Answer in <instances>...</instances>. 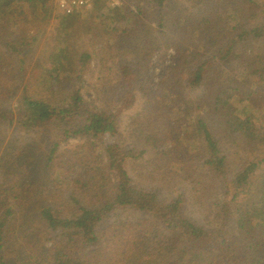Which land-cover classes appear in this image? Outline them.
<instances>
[{
    "label": "trees",
    "instance_id": "trees-1",
    "mask_svg": "<svg viewBox=\"0 0 264 264\" xmlns=\"http://www.w3.org/2000/svg\"><path fill=\"white\" fill-rule=\"evenodd\" d=\"M49 1L0 0V23H6L9 28L5 32L25 27L29 21L27 15H43L48 7L53 8ZM184 1L204 2L205 7L197 12L182 9L179 16H175L176 12L171 13L170 30L159 31V34L167 36L171 33L175 42L161 41L146 34L147 28L143 25L147 15L140 4L123 5L119 13L107 4L99 9L100 13L103 16L116 13L121 21L106 22L101 17L105 25L101 35L97 34L100 28H85L105 39L104 50L109 35L131 38L136 45L139 42L134 48L137 57L133 61L123 58L115 64L117 83H112L109 78L98 80L102 93L107 95V104L114 110L98 108L83 91L87 84L85 77L90 74L85 67L90 66L94 55L81 50L78 54L77 46L73 47L67 41L72 33L79 31L76 28L79 21L85 20L78 19L77 15L82 12L75 11L62 17L66 43L51 54L52 61L47 64L49 69L45 73L46 84L42 83L41 91L45 86L59 90L72 80L69 91L65 95L61 92L58 98L24 102L16 110H2L0 125L7 123L9 127L14 121L23 126L33 123L52 137V147L42 159L45 163L41 164V169L51 162L61 142L70 139L80 142L71 156H76L84 169L76 178L65 176L66 186L73 187L69 191L72 194L66 198L68 190L60 196V188L50 193L41 185L36 187L32 183L34 161L26 158H30L27 148L17 150L19 164L13 177L17 181L6 170L3 182H0V186L5 182L10 186L0 187V264H7L8 251L14 254L12 245L8 248L5 245L14 239L13 235L29 226V217L25 219V214L30 212L35 215L37 221L34 222L39 227L32 232L29 230L28 235L23 234L20 242L30 245L31 253L18 264H106L108 261L110 264H121V261L122 264H264V85H260L264 82V51H252L251 45L255 41L250 42L254 40L253 34L264 39V21H257L264 18V0ZM145 2H151L160 18L166 7L165 0ZM176 25L179 31L175 32L172 28ZM158 27H164L163 23ZM226 35H230L227 40ZM186 37L198 46H206L210 55L196 64L186 63V50L181 45ZM5 45L10 52H18L15 43ZM61 47L66 48V52L60 53ZM169 47L175 48V53L168 64L160 59L157 66H162L161 72L157 82H153L148 73L151 57L158 51L164 54ZM98 49V53H93L104 51ZM67 51L77 55L75 64L64 65ZM3 55L5 53L0 51V58ZM234 62L236 67L231 65ZM225 63L230 68L223 67ZM251 77H258L257 83L261 87L249 83ZM183 84L191 88L200 84L208 87L201 97L190 103L181 98L179 89ZM213 93L216 97L211 100ZM115 97L121 103L114 102ZM139 103L142 105L137 114L143 115L144 119L137 121L136 114L127 122L126 133L134 144L122 148L117 143L120 136L118 120ZM213 111L220 115L216 126L230 129L229 136L233 140H246L243 152L251 153V158L245 156L243 163L229 164L221 150V141L216 138L209 117L206 118L207 113ZM168 122L183 131L182 146L192 142L191 151L197 153L195 159H198L192 158L194 161L189 163H201L206 170H197L195 182L188 175L192 183L191 199L183 195L159 198L155 191L140 188L133 181L132 168L138 177H147L150 172L154 181L164 184L169 182V173L163 177L161 170L166 171L167 165L170 168L185 166L193 171V166L184 163V155L176 157L179 154L175 151L179 147L163 149L166 141L161 130ZM101 141L105 161L94 151L100 147L102 157ZM87 143L92 152H85ZM66 153L69 151L61 152ZM144 154L148 157L143 158ZM169 156L171 160L164 159ZM235 159L240 160L238 156ZM156 174L163 179H157ZM199 177L202 180L199 181ZM210 190H215L212 213L205 203L213 197ZM45 196H53V207L45 204ZM187 200L195 208L201 207L208 212L210 225L202 226L180 214ZM125 209L147 218L139 216L133 223L119 222L113 226L114 239H108L105 248L93 249L109 234L105 229L97 230L99 223L115 211L120 213ZM148 235H154V238L152 245H147L146 253L140 256L141 262L128 261L134 246ZM38 241L41 243L33 247ZM44 241L49 242L50 247H45ZM257 248L262 249L261 254H257L260 250ZM118 253L122 258L113 255Z\"/></svg>",
    "mask_w": 264,
    "mask_h": 264
},
{
    "label": "rangeland",
    "instance_id": "rangeland-1",
    "mask_svg": "<svg viewBox=\"0 0 264 264\" xmlns=\"http://www.w3.org/2000/svg\"><path fill=\"white\" fill-rule=\"evenodd\" d=\"M122 1V6L124 5L128 7H134L140 4L143 7V9L145 10L144 13L147 15V18L144 20L143 28H147L146 34L148 36L157 37L161 41H165L167 39L168 41L173 42H175V37L173 36V34L170 33L167 36H161L159 34V31H166L167 29L170 30L169 27L172 24L171 13L176 12L175 16H179L182 9H187L191 12H197L198 10H203L205 7V3H200L199 1L194 2L184 0H165L166 7L159 18L152 9L151 2L147 3L145 2L146 0ZM50 3L53 4V8L48 7L47 10L43 11V15L33 16L34 13L27 15L26 18L29 19V21L27 22L25 27L23 25L18 30H8L9 32L7 33L5 32V29H9L7 24L0 23V51L2 53H5V55L0 58V111L16 110L17 107H19V105L24 102L28 104L32 101L40 100L42 98H58L61 92L65 95L70 89L72 80L67 81L61 88H59V90H55V88H49L45 86L44 88H42L43 90L41 91L42 83L46 84L45 73L47 69H49L47 67V64L52 61L51 54L55 52V50L58 49L61 44L66 43L67 34L66 29L62 24V17L65 15H63V13L57 7H55L53 1H51ZM102 7L103 5L100 2H97L94 6H91L85 11L79 9L78 12L82 13H79L77 15L78 19L85 20L79 21V24L76 26V28H79V31L72 33L71 38H67V41H69V43H72L73 47L77 46L76 49L78 54L81 50L94 55L90 60V66L85 67L86 72L87 70L90 71V74L85 77L87 81V84H84L83 87L85 96H90V98L94 100V104L100 109H112L113 106H109L106 102L107 95L102 93V86L98 82V80L100 78H103L104 80H107V78H109V81H111L112 83H117L118 78L115 72V64L121 61L123 58L125 60L133 61L134 57H137L134 48L136 49V46L139 45V42L136 45L137 42H135V40L131 38H125L121 35H109V43L106 49L104 50L105 39L97 37V34L101 35V29L105 27L104 22H102V20L104 19L106 22L117 23L121 21V18L116 13L113 16H103L99 11V9ZM116 12L119 13V10H116ZM251 12H253V10H251ZM254 12L258 14L257 11ZM101 17H103L102 20L100 19ZM257 21H264V18H258ZM159 23H163L164 27L159 28ZM169 24L170 26H168ZM87 27L100 28V30H98L99 33H89L85 30V28ZM172 29H174L175 32L179 31V29H177V25L174 26ZM128 34H131V32L128 31ZM229 36L230 35H226L225 40L229 39ZM252 37L254 40L250 42H255L251 45V50L256 51L258 53L263 52L264 39H258L254 36V34L252 35ZM8 43H15L17 45L18 52H10V50L5 45ZM169 43L170 42H168L167 45H169ZM79 44L81 46H79ZM181 45L183 49L186 50V63L194 62V64H196L202 60H205L210 55V51H207L208 49L205 48L206 46L204 47L196 45L192 39H189V37L184 38V42L181 43ZM220 46L221 45H219L218 47ZM61 48L62 49L60 53L66 52V48ZM98 48H100L101 51H104L101 54H94L99 52ZM174 53L175 48L169 47L164 54L161 51H158L152 55L148 73L152 77L153 82H157L158 74L161 72L162 66H157L160 59H163L165 61V64H168L169 58ZM66 55L67 56L63 58L64 65L75 64V61L77 60V55L70 53L69 51H67ZM231 65L236 67L237 63L234 62ZM224 66H228V68H230L229 65L226 63L225 65L223 64V67ZM257 81L258 77H251V79L249 78L248 80L249 83H257ZM95 83L96 88H94ZM257 85L261 87L260 85H264V82H261L260 85L257 83ZM207 87L208 86H205L204 84H200L199 86L191 88L183 84L182 86H180L179 92L181 94V98L191 103L192 101L201 97ZM223 88L225 89L226 87ZM215 97L216 93H213L211 100H214ZM114 102L121 103L116 97ZM141 105L142 104L139 103L137 106H132L127 112H124L118 120V135L120 136L118 138L117 143L119 146H122V148L126 147L129 144H134V141L131 140L129 135L126 133V124L139 112L137 111V109H141ZM138 114L137 121L141 122L144 117L143 115H141L140 117ZM207 114L208 115L206 116V118L209 117L208 121L213 129L216 138L221 141V150L226 156L229 164L232 165V163H236L238 161L243 163L242 158L245 156L251 158V153L243 152V147L246 143V140H233V138L229 136L230 129L226 128L225 130H223V127L216 126V123L220 120V115L216 111H213L211 113L209 112ZM161 131H163V133L165 134L164 139L166 141L162 145L165 147L163 149H165L166 151V148L169 149L171 146H177V148L179 147L175 151L179 154V156L176 155V157L179 158L181 155H184V157H186L184 163L193 166V171H191L185 166L183 168H179V166L170 168L167 165L168 169L166 171L161 170V172L163 173V177L167 173H169V182H167V184H164L154 181L151 178L152 173L150 172L146 174L147 177H138L136 171L132 168L133 181L140 188H145L149 190L151 189L152 191H155L159 198H175L179 195H183L184 197H186V199H191L190 192L192 183L190 182L188 175H190L191 181L195 182L196 178L198 177L197 170H206L202 168L203 164L201 163H189V161H194L192 158L195 159L197 153L191 151L192 144L190 143L192 142H189L187 145H181L180 141L181 137L183 136V131L180 130L176 124L168 122L167 126ZM103 141H101V147L103 149L102 157H100V147L97 146L96 148H94V151L100 159L105 161L106 158L104 146L102 144ZM66 142H61L59 144L55 155H53V158L51 159V162H49L46 166L42 167L41 169V164L45 163V161H42V159L48 155V151L50 147H52V137L48 136L47 132H43L41 128H38V126H35L33 123H29L23 126L17 124L14 121L13 125L9 127L7 123L1 124L0 182H3V177L5 175L3 173L6 170V173H8V175H12V179L14 181H17L16 178H13L17 172L16 167L19 164L16 159V152L19 148L23 150L27 148V152L28 155H30V158H26L34 161L32 163V166L35 172L34 174H32V183H35L36 187L37 185H41L46 191L50 193H52L55 188H60V196L62 195L64 190H68L66 191L65 197H69L72 194L69 191H72L73 187L71 185L66 186L67 181L65 179V176L67 175L72 178H76L78 174L82 172L84 166L79 163L78 158L76 156H71V152L77 150L81 143L78 141L74 142L71 139ZM85 148H87V151L85 152H92V148H90L89 143L86 144ZM63 150H68L69 153L61 154ZM255 155L256 154H254V156ZM237 156L240 158V160L235 159ZM147 157L148 155L144 154L143 158ZM164 159L169 160L170 156L167 158L165 157ZM197 159L198 158H196L195 160ZM155 177L159 180L163 179V177L159 176L158 174H156ZM200 180L202 179L199 177V181ZM3 186L10 187L9 184L6 182L0 187ZM16 188L17 190H19V186H16ZM210 195H212L213 197L207 199L205 203L209 205L208 209L212 213L213 208L211 204L215 200V190L211 191ZM52 197L53 196H45L44 200L45 204L50 207L54 206V202H52ZM180 214L186 217H191L192 220H195L198 224L202 226H207V224L210 225L211 222L207 211H205L201 207L195 208L194 205L188 200L182 205L180 209ZM139 216L141 218H147L145 215H142L141 213H138L131 209H125V211H121L120 213H117V211H115L111 214L110 217L108 216L104 218V220L99 223L97 230L105 229L108 231L109 234L108 236H105L102 240L100 238L101 242L95 245L97 247L94 246L93 249L105 248L108 244V239H114V233L112 232L114 225L119 224V222H122L123 224L133 223L135 220L139 219ZM27 217H29V226L24 227V229L20 233H16L15 235H13L14 239L10 240V242L5 245V247L7 248L12 245V249L14 252V254H10L11 252L8 251V256L6 258L7 264H18V261L25 259V256L31 253V246L28 245L26 242H20V240L23 234L28 235L29 230L30 232H32V230L39 227V225L36 222V217L32 212H30V214L26 213L25 219H27ZM34 220L36 221L34 222ZM153 238L154 235H148L144 238H141L139 240V243L134 246V249L131 251L130 256L128 257V261H134L136 263L141 262L140 256L146 253L147 245L148 247L152 245ZM41 241H38L33 244V247L37 243H41ZM43 244L45 247H50L49 242L44 241ZM257 249H260L256 251L258 252L257 254H261L262 249ZM113 255H115L116 258H122L121 253ZM200 261L201 260H198V263H200ZM106 264H110V261H108Z\"/></svg>",
    "mask_w": 264,
    "mask_h": 264
},
{
    "label": "built area",
    "instance_id": "built-area-1",
    "mask_svg": "<svg viewBox=\"0 0 264 264\" xmlns=\"http://www.w3.org/2000/svg\"><path fill=\"white\" fill-rule=\"evenodd\" d=\"M53 1L63 15H71L79 9L87 10L100 2L103 6L109 4L113 10H120L122 7L121 0H50Z\"/></svg>",
    "mask_w": 264,
    "mask_h": 264
}]
</instances>
